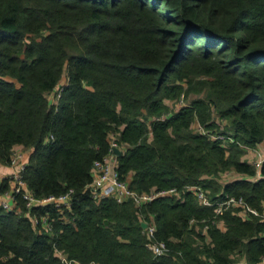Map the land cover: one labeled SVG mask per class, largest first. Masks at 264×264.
<instances>
[{"label": "trees", "instance_id": "trees-1", "mask_svg": "<svg viewBox=\"0 0 264 264\" xmlns=\"http://www.w3.org/2000/svg\"><path fill=\"white\" fill-rule=\"evenodd\" d=\"M189 92L202 93L170 108ZM112 134L131 187L180 195L93 198L85 184ZM263 139L264 0H0V161L30 146L22 175L35 195L73 188L64 212L30 208L51 228L32 223L20 194L0 204V264H264V160L256 179L220 180L231 168L255 175L242 155ZM192 183L211 200L242 195L257 213L230 206L216 215L222 228ZM150 215L161 254L141 224Z\"/></svg>", "mask_w": 264, "mask_h": 264}, {"label": "built area", "instance_id": "built-area-1", "mask_svg": "<svg viewBox=\"0 0 264 264\" xmlns=\"http://www.w3.org/2000/svg\"><path fill=\"white\" fill-rule=\"evenodd\" d=\"M60 89L61 86L58 85V87L53 91V93H56L57 97L60 94ZM180 96L182 99L183 93H181ZM162 116L165 115L162 114ZM197 127H199L198 129L200 131L205 132V129L202 128L200 123H198ZM218 136L222 135L218 134ZM117 145L118 144L116 141L112 139L108 151L101 158L94 159L92 163V177L85 184V189L89 190L93 198L100 200L102 197L112 196L118 201L130 198L135 202V204L139 205L151 201L152 199L161 195H180L181 191L175 185L161 188L155 187L149 190H137L131 187L124 178L120 177L115 157L116 152L114 150ZM255 153L256 155L253 163L257 168H259L262 161L264 160V146H262V148H256ZM9 163L15 166V170L11 176L12 184L7 189L0 192V204L7 209L16 207L15 197L16 194H20L26 207L25 213L30 216L32 223L34 225L51 228L52 216H50L49 213L31 212L30 208L35 204H52L59 209V212H64L71 207L73 188L69 187L66 190L56 194L51 193L47 195H35L28 187L22 175L26 162L21 160V152L12 148ZM184 189L193 191V193L202 203L213 205V217L211 220L217 224L221 221L217 219L216 215L222 213L230 206H238V212L243 217H246L249 212L257 213L256 208L249 205L242 195L236 196L225 193L222 197L211 200L206 192V189L199 183L187 184L184 186ZM208 220V217H201L198 219V221L201 223V232L207 231L209 226ZM145 221L147 224L144 228L147 235L152 239L150 247L153 252L155 254L166 252L168 247L165 241L155 238L154 233L156 225L152 215H150V218ZM189 221L190 223H193L196 222L197 219L195 217H191ZM58 252H60V250H58Z\"/></svg>", "mask_w": 264, "mask_h": 264}, {"label": "crops", "instance_id": "crops-1", "mask_svg": "<svg viewBox=\"0 0 264 264\" xmlns=\"http://www.w3.org/2000/svg\"><path fill=\"white\" fill-rule=\"evenodd\" d=\"M262 146H264V140L260 141L258 144L254 145V146L246 147L242 157L253 162V160L255 159V155H256L255 149L258 147L262 148ZM12 148L21 152V160L24 162L27 161L28 155L32 150V147L27 146V145H23V144H15ZM14 170H15V166L13 164L0 161V180L3 177H8L9 178V184H10L9 186H11V184H12L11 176H12V173ZM259 176H261L259 168H257L256 174L252 175V176L242 174V173L236 171L235 169L231 168L229 170H226L221 175L220 180L224 182V181H229V180L239 178V177H249V178L256 179ZM261 217H262V219H264V209L262 211ZM218 225L220 227L224 228V224L222 222L218 223ZM241 260H244V258H241ZM262 262L264 263V255L262 256Z\"/></svg>", "mask_w": 264, "mask_h": 264}, {"label": "rangeland", "instance_id": "rangeland-1", "mask_svg": "<svg viewBox=\"0 0 264 264\" xmlns=\"http://www.w3.org/2000/svg\"><path fill=\"white\" fill-rule=\"evenodd\" d=\"M62 77H63V80L66 78V75H65V72L63 73V75H62ZM201 93L202 92H200V93H198V92H189L187 95L186 94H183V97H182V99H181V96H179V97H176V98H174V99H167V101H168V103H169V105H170V108L172 109V110H174V109H177V108H179L181 105H184V104H187L193 97H196V96H198V95H201ZM50 99H51V101H56V99H57V95H56V93H53V94H51L50 95ZM167 114H169V112L167 113ZM167 114H164L165 116L167 115ZM211 118H212V120H216L217 122L219 121V118H218V116H217V114L213 111L212 112V114H211ZM198 120H193L192 122H191V127H194V128H196L198 131H200L198 128L199 127H197V125H198ZM201 124V123H200ZM202 125V124H201ZM202 128H204V126H202ZM205 129V128H204ZM113 136H114V134H112V139H113ZM112 139H110V142L112 141ZM116 143H117V141H116ZM118 144V143H117ZM117 147L118 148H120V150L122 151V146H120L119 144L117 145ZM117 154V153H116ZM115 157H116V155H115ZM117 159V158H116ZM118 163V162H117ZM127 182H128V184H129V180H128V178H127V176H126V178H124ZM151 188H155V186H152V187H150L149 189H151ZM157 188V187H156ZM148 189V190H149ZM145 221V220H144Z\"/></svg>", "mask_w": 264, "mask_h": 264}, {"label": "water", "instance_id": "water-1", "mask_svg": "<svg viewBox=\"0 0 264 264\" xmlns=\"http://www.w3.org/2000/svg\"><path fill=\"white\" fill-rule=\"evenodd\" d=\"M114 150H115V152H116L117 154H119V153L121 152L120 148H118V147H115ZM141 224H142L143 227H145L146 224H147V222L144 221V220H142V221H141Z\"/></svg>", "mask_w": 264, "mask_h": 264}]
</instances>
